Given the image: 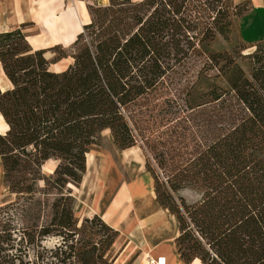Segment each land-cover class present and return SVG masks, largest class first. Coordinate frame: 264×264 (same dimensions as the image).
Segmentation results:
<instances>
[{"label":"trees","instance_id":"1","mask_svg":"<svg viewBox=\"0 0 264 264\" xmlns=\"http://www.w3.org/2000/svg\"><path fill=\"white\" fill-rule=\"evenodd\" d=\"M232 3L96 0L86 5L89 21L75 40L68 48L53 46L50 59L29 46L21 29L0 33V65L11 83L0 90L7 126L0 159L3 182L16 195L0 206V264H112L106 254L119 232L97 214L79 222L66 185L80 182L85 155L104 130L120 149L138 145L132 106L204 44L227 37L228 10L240 18L249 8ZM254 44L248 73L225 52L206 55L205 64L227 86H212L206 104L226 103L230 94L235 102L220 116L223 127L200 130L186 121L190 134L210 137H198L191 161L168 168L166 186L151 173L157 201L177 219L175 244L185 262L264 264V39ZM67 56L73 59L67 68L50 70ZM214 128L221 133L212 134ZM50 159L59 162L49 168ZM187 186L200 190L199 200L175 197ZM49 188L57 197L44 216L35 198Z\"/></svg>","mask_w":264,"mask_h":264},{"label":"crops","instance_id":"2","mask_svg":"<svg viewBox=\"0 0 264 264\" xmlns=\"http://www.w3.org/2000/svg\"><path fill=\"white\" fill-rule=\"evenodd\" d=\"M232 1L249 3L248 10L238 19L244 42L254 44L264 39L244 36L247 28L252 29L253 10H261L264 15V0ZM88 21L83 0H0V33L21 29L32 49L46 50L47 59L54 56L53 46L68 48ZM64 60H68L67 65L57 69ZM72 61L70 56L63 57L49 68L59 72ZM10 87L0 65V90ZM3 174L0 159V206L16 197L4 184ZM71 188L77 218L97 214L119 232L115 242L119 247L112 264H142L146 255L164 256L165 264H203L198 258L185 262L179 257L175 244L179 234L177 219L157 201L154 179L140 145L120 149L111 143L103 152L91 149L85 155L80 182Z\"/></svg>","mask_w":264,"mask_h":264},{"label":"rangeland","instance_id":"3","mask_svg":"<svg viewBox=\"0 0 264 264\" xmlns=\"http://www.w3.org/2000/svg\"><path fill=\"white\" fill-rule=\"evenodd\" d=\"M83 1L87 5L96 0ZM98 1L106 2L107 0ZM225 3L233 4L232 0H225ZM253 11L252 29L247 28L248 32L244 36L253 39L264 37V15L261 10L254 9ZM233 12L232 8L228 10L231 25L226 38L217 36L212 41L204 44L200 49V55H192L180 65L175 66L153 90L139 98L132 106L133 112L130 114V124L135 134L136 143L144 151L147 168L152 174L156 175L158 182L164 186L167 185V179L171 176L168 168L174 166L176 168L174 170H177L184 163L191 161L198 137L201 135L210 137V133L200 130L207 128L208 125L218 128L222 125L221 127H223L224 123L220 116L223 117V114L227 113V104L235 102L232 99V94H230L225 96L228 99L226 103L220 104L215 101L211 102L210 105L206 104L210 100V96L206 92L212 86L227 88L217 69L210 68L208 63L205 64L207 61L206 55L213 52H225L226 56L231 55L245 72L248 73L250 70L251 60L248 56L255 50L256 44L244 42L246 39L243 40L244 37L239 32V16L233 15ZM243 31L246 32V28H243ZM67 51L71 52L69 49ZM67 63L68 60H64L57 69L64 67ZM221 63L219 62V65ZM188 106L196 107L189 109ZM209 120L212 123H208ZM186 121L191 122V125L194 124L200 130L195 131L194 135L190 134V131L186 129ZM6 127L0 116V133L5 132ZM211 133H221V130L214 128ZM111 143H113V140L107 130L101 133L98 145L92 149L103 152ZM47 162L49 168H51L54 165L56 166L59 161L50 159ZM42 172L46 175L49 174L45 169H42ZM38 185L44 187L43 180H40ZM75 185L77 184L67 183L66 188H70V195L73 191L71 187ZM46 191L49 192L48 195L43 196L40 193L35 198L42 207L40 209H44V216L49 213V206L57 197L56 189L49 188ZM180 196L186 202L192 203L200 199V190L193 186H187L176 192L175 197ZM78 219L80 222L82 218L78 217ZM54 242L55 238L50 237L45 244L50 246ZM118 247L119 244H115L112 250L107 252L106 257L109 260L112 261Z\"/></svg>","mask_w":264,"mask_h":264},{"label":"built area","instance_id":"4","mask_svg":"<svg viewBox=\"0 0 264 264\" xmlns=\"http://www.w3.org/2000/svg\"><path fill=\"white\" fill-rule=\"evenodd\" d=\"M166 259L164 256H157V257H152L149 255H146L144 258V261L142 264H165Z\"/></svg>","mask_w":264,"mask_h":264}]
</instances>
